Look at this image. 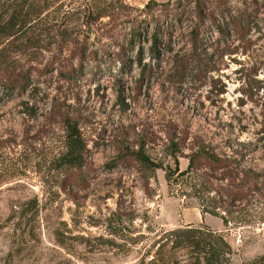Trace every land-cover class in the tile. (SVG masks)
Here are the masks:
<instances>
[{"label":"rangeland","instance_id":"rangeland-1","mask_svg":"<svg viewBox=\"0 0 264 264\" xmlns=\"http://www.w3.org/2000/svg\"><path fill=\"white\" fill-rule=\"evenodd\" d=\"M42 1L16 54L33 74L0 88V264H140L181 227L221 235L229 264L264 258V0ZM64 117L86 147L72 171L54 169ZM195 147L226 170L185 172ZM224 176L252 191L224 196Z\"/></svg>","mask_w":264,"mask_h":264},{"label":"trees","instance_id":"trees-1","mask_svg":"<svg viewBox=\"0 0 264 264\" xmlns=\"http://www.w3.org/2000/svg\"><path fill=\"white\" fill-rule=\"evenodd\" d=\"M47 4L42 0H0V88L6 93L16 88L23 89L29 82V74H33L32 61L28 66H19L16 54L26 57L29 50L35 48L42 36L40 31L34 29L43 26L46 21ZM149 6L148 4L146 7ZM151 52L156 54L158 41L153 39ZM157 56V55H155ZM63 150L54 159V169L77 170L82 167L85 145L82 141L80 130L75 121L64 117ZM169 148L177 160V153L180 152L179 142L170 140ZM136 160L144 166L161 168L153 164L149 158L139 151L133 153ZM188 164L185 172H197L200 168L226 170L227 164L210 155L204 148L195 147L187 156ZM168 172L166 179L168 180ZM226 183L222 185L225 190L224 196L241 200L247 197L252 187H246L243 183H237L234 179L224 176ZM246 187V189H245ZM27 204L33 207V214L38 212L36 199ZM16 211V214L20 213ZM24 213V211L22 212ZM22 217V215L20 216ZM154 256L147 262L140 261V264H178L176 254L184 252L190 261L187 264H229L232 254L230 246L224 241L221 235L204 228L181 227L163 233L157 242ZM263 262L264 258L254 261L252 264Z\"/></svg>","mask_w":264,"mask_h":264}]
</instances>
